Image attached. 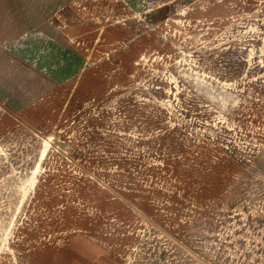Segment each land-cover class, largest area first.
<instances>
[{"label":"rangeland","instance_id":"obj_1","mask_svg":"<svg viewBox=\"0 0 264 264\" xmlns=\"http://www.w3.org/2000/svg\"><path fill=\"white\" fill-rule=\"evenodd\" d=\"M0 264H264V0H0Z\"/></svg>","mask_w":264,"mask_h":264}]
</instances>
